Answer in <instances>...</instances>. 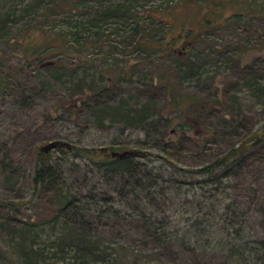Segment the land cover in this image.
<instances>
[{
  "label": "rangeland",
  "instance_id": "374dc122",
  "mask_svg": "<svg viewBox=\"0 0 264 264\" xmlns=\"http://www.w3.org/2000/svg\"><path fill=\"white\" fill-rule=\"evenodd\" d=\"M123 4L132 15L117 17ZM64 32L69 55L25 54ZM159 37L171 51H141ZM263 131L264 0H0V264H247L204 242L181 182L202 175L181 169L246 140L222 184L242 232L264 242ZM53 140L65 141L50 150L74 191L60 211L33 181L36 151ZM71 144L149 151L140 160L159 185H125ZM65 226L110 254L74 257L67 245L55 256Z\"/></svg>",
  "mask_w": 264,
  "mask_h": 264
},
{
  "label": "trees",
  "instance_id": "16d2710c",
  "mask_svg": "<svg viewBox=\"0 0 264 264\" xmlns=\"http://www.w3.org/2000/svg\"><path fill=\"white\" fill-rule=\"evenodd\" d=\"M115 10H119L117 11V17H120L121 15H123V17H127L129 14L132 15V13H130L131 7L128 5H118L115 7ZM104 15L108 17L107 14ZM158 21L160 23L163 22L160 18ZM132 28L134 30L136 29L135 27ZM74 33H76V31H74ZM187 34H189V32H186L184 36ZM67 35V32L61 33L59 38L55 37V43H48L50 40H47L45 41L44 46L40 48L36 47V45L31 48L28 46L27 49L29 51H26L25 54L30 55L33 53L40 56L47 51L49 52V50L55 49V53H58V55L67 56L71 53V48L73 49L72 45L68 46L65 44L68 39H65L64 37H67ZM75 40L78 42L79 39L76 38ZM156 40H158L157 43L152 46L148 45V43H151L150 40H144L145 43H140L139 45L141 51L146 52L147 55H160L165 49L167 51L172 50L169 45L166 46L167 43H162L160 37ZM86 42L87 41H85V43ZM59 63L60 61L57 59H42L40 61V65L53 67L58 66ZM263 134L264 131L262 134L255 135V139L262 138ZM245 141L246 140L240 141L238 144L223 151L210 163L204 164L195 169L182 168L181 170L188 173L189 176H196V174L202 176L193 180H186V178L181 179V182H184L190 190L188 195H191V197H186L185 201L188 202L187 207L191 211L193 218H197V220H195V222L198 223L196 229L200 230L199 232L201 236L205 238L204 242L212 246L215 241H218L223 245L220 247L225 249L228 254H231L234 259H243L247 264H264V242L261 239L257 240L249 233L242 232L244 227H241L239 224L240 214L236 211L235 206L234 208H230V204H228L226 200L228 193L224 190L225 184H222L225 181V178L229 176V166L231 167L234 164H237L241 153H243L248 147ZM63 144H65V141L59 140V143L53 147L62 148V146H64ZM68 146L81 155H84L89 160L94 161L98 167L109 169L113 176L116 175L117 177L119 176L122 178L125 185L128 183L126 179L127 176L135 178L136 182H145L148 187L159 185L158 176L160 175L154 171L155 166L148 165L146 162L140 160V158H144L151 154L149 151H143L138 148L117 150L113 145L88 147L71 144ZM50 148L45 149L43 146H40L37 149L33 181L36 187L40 184H48V186L42 189V196H48L53 208L60 211L65 210L74 204V191H72V185L66 181L62 174H59L60 165H58V163H55L54 165ZM113 151L125 152L122 155H118L112 154ZM165 160L169 162L168 157H166ZM219 169H222V171L217 172ZM175 182H177V180H175ZM48 190H50L49 194ZM5 202L10 205L18 204V202L13 200H6ZM136 204L137 209L145 213V205L140 202H137ZM240 219L242 218L240 217ZM220 223L225 226L218 228L217 225ZM235 223H238V227H233ZM230 225L232 226L233 231H229L230 229L228 228L231 227ZM164 227L167 228V226ZM75 228L76 227L65 226L63 232L60 235L55 236L52 243L54 247V253L53 251L52 253L55 256L58 253L65 251L67 245H69V249H73L74 257L78 256V253L85 247L86 251L82 253L84 257L86 256V253L95 254V252H101L102 257L103 254H110V252L107 253L104 248H96L100 243L92 235L80 232L78 236H75ZM180 228L182 230L181 235H186L187 238L191 231L190 226L184 225ZM220 229L225 230V232L221 233ZM24 240L25 238H19V242H23ZM254 242L257 244H254ZM90 245H94L95 248L87 247ZM35 256L38 255L35 254Z\"/></svg>",
  "mask_w": 264,
  "mask_h": 264
},
{
  "label": "water",
  "instance_id": "95a60500",
  "mask_svg": "<svg viewBox=\"0 0 264 264\" xmlns=\"http://www.w3.org/2000/svg\"><path fill=\"white\" fill-rule=\"evenodd\" d=\"M58 143H59V140H53V141H50L49 143H47L46 145H43V147L45 149H48L50 147H53V146L57 145ZM124 152L125 151H123V152H115V151H113L112 154L122 155V154H124Z\"/></svg>",
  "mask_w": 264,
  "mask_h": 264
}]
</instances>
